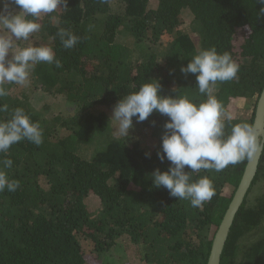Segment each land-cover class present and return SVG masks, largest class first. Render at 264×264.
Segmentation results:
<instances>
[{"label":"trees","instance_id":"trees-1","mask_svg":"<svg viewBox=\"0 0 264 264\" xmlns=\"http://www.w3.org/2000/svg\"><path fill=\"white\" fill-rule=\"evenodd\" d=\"M59 7L39 17L40 31L29 38L51 40L48 46L61 66L36 64L25 85L6 84L8 95L0 97V105H8L0 121L22 108L43 130L39 146L22 140L0 153V161L12 160L5 171L20 185L14 192H0V264H130L113 261L110 251L124 235L148 264H207L247 159L220 172L190 173L193 180L208 176L216 189L210 201L193 208L153 185L152 172L170 165L157 156L162 140L151 149L129 131L94 155H87L86 148L109 126L108 110L150 80L160 82L163 96H186L197 105L205 101L195 74L180 71L202 49L228 52L239 65L236 78L212 86L210 95L223 111L230 100L257 102L264 87V5L258 0H68L67 8ZM184 13L192 15L199 39L178 32ZM60 28L80 37L73 48L63 47ZM165 37L171 46L160 55L154 46ZM133 41L150 44L151 52L134 60ZM42 92L49 99L36 108L31 95ZM57 98L73 104L75 112H57L52 108ZM229 116L222 117L226 135L243 122L233 116L229 121ZM167 120L155 111L143 122L133 117V123L160 139ZM253 120L254 113L247 123ZM256 187L259 191L250 196ZM92 199L99 202L98 212ZM82 239L90 240L92 249ZM221 264H264V150Z\"/></svg>","mask_w":264,"mask_h":264},{"label":"clouds","instance_id":"clouds-1","mask_svg":"<svg viewBox=\"0 0 264 264\" xmlns=\"http://www.w3.org/2000/svg\"><path fill=\"white\" fill-rule=\"evenodd\" d=\"M9 2L20 11H11ZM258 2L264 5V0ZM0 3L4 4L0 10V31L9 33L0 35V97H5L8 95L5 85H25L36 64L46 62L61 66L51 47L30 45L17 50L15 41L28 40L31 34L40 31L39 17L53 13L60 5L67 8L68 0H0ZM260 11L264 12V7ZM57 36L65 49L73 48L80 40L66 28H60ZM10 52L13 53L11 58ZM180 71L185 75L195 74L199 93L207 96L205 101L197 105L186 96H163L160 82L153 79L120 99L114 106L112 119L119 122V134L128 137L133 117L143 122L154 111L168 117L163 125L162 151H158L157 156L161 162L169 161L170 165L166 171L156 169L152 172L153 185L167 189L171 197L188 201L193 208H201L216 194V189L208 176L193 180L190 173L201 169L220 172L229 164L255 160L264 150V139L255 126L247 122L232 125L230 134H225L222 105L210 92L217 81H231L237 77L239 65L230 53H218L215 47L202 49L186 66H181ZM7 111V104L0 105V112ZM22 140L39 146L43 142V130L22 108H16L11 119L0 121V153H7L12 145ZM0 163L3 165L0 192L16 191L19 181L10 180L5 171L11 168L12 160L4 159ZM186 166L190 171H185Z\"/></svg>","mask_w":264,"mask_h":264},{"label":"rangeland","instance_id":"rangeland-1","mask_svg":"<svg viewBox=\"0 0 264 264\" xmlns=\"http://www.w3.org/2000/svg\"><path fill=\"white\" fill-rule=\"evenodd\" d=\"M4 7L3 3H0V10H2ZM9 8L14 13H18L20 11L19 8L9 5ZM194 25L192 23V15L185 14L183 18H181V23L178 27V32H185L193 36L194 40H197L198 35L195 33V30L193 29ZM0 35H5L0 31ZM125 35V34H124ZM121 40L131 39L128 36H120ZM199 39V38H198ZM19 41H21L20 44ZM51 40L45 39L44 41H40L36 38H29L28 40H16V48L17 50L28 47V46H48L50 44ZM134 42V41H133ZM133 47V58L136 61H139L143 58V56L149 52H151L150 44L146 42H137L135 41L132 45ZM171 46V38L165 37L162 39L161 42L158 43V45L154 46V48H158V53L162 55L169 47ZM49 47V46H48ZM12 52L9 53V58L12 56ZM13 91H20L21 88H12ZM47 99V95L42 93H34L31 95V102L34 104V107L40 108L42 107ZM52 103L54 104L52 108L54 107L57 112H61L66 116L72 115L75 111V107L70 102H67L65 99L57 98L53 99ZM257 106V102L255 100L251 99H244V98H238L236 100H230V102L227 104V108L223 111V116L230 115L233 117L240 118L243 122L249 121L252 114L255 112ZM110 114V124L107 127V129L104 132L97 133L95 136V139L89 144V147L86 148V154L88 155H94L97 151L101 150L107 143L112 141L115 138L123 137L118 132L119 122L112 119L113 115V109L108 110ZM129 131L134 132L135 136L138 135L140 139L143 140L144 144L154 149L155 147L159 146V140H161L158 137L151 136V130L147 129L146 127L139 126L137 123H133V127L129 129ZM259 191V187H256L251 191L249 194L252 196L253 194L257 193ZM228 192H232V189H228ZM90 205L94 208L95 212H98L101 208L99 206V202L97 199H92L90 201ZM211 234L208 233V235ZM82 244L85 245L86 249L90 250L92 249V242L90 240H84L82 239ZM133 243H131L130 239L127 235H124L116 240V243L111 247L110 251L113 254V261H116L117 259L121 260L124 263H130V264H148L142 254L140 253L139 249H137Z\"/></svg>","mask_w":264,"mask_h":264},{"label":"water","instance_id":"water-1","mask_svg":"<svg viewBox=\"0 0 264 264\" xmlns=\"http://www.w3.org/2000/svg\"><path fill=\"white\" fill-rule=\"evenodd\" d=\"M264 139V87L257 101L253 124ZM262 152L255 160L247 162L242 179L235 191L232 201L214 235L210 255L207 264H221L222 254L225 244L228 240L232 225L235 221L236 215L244 203V200L249 192V189L254 182L255 176L258 172Z\"/></svg>","mask_w":264,"mask_h":264}]
</instances>
